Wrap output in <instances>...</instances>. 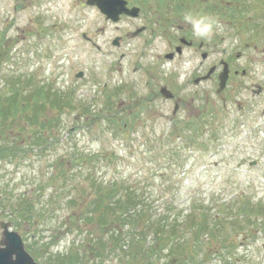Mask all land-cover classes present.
<instances>
[{
  "label": "rangeland",
  "instance_id": "rangeland-1",
  "mask_svg": "<svg viewBox=\"0 0 264 264\" xmlns=\"http://www.w3.org/2000/svg\"><path fill=\"white\" fill-rule=\"evenodd\" d=\"M127 1L140 7L139 15L112 22L85 0H0V92L9 87L10 75L20 90L45 84L69 97L74 93L83 105L78 112L64 105L53 111L60 124L54 148L41 156L21 155L17 165L0 161V221L22 236L39 264H61L58 257L70 250L83 254L95 231L83 219L68 220L66 200L79 192L81 204L88 203L86 193L95 191L90 176L125 180L152 213L171 198L179 208L200 200L221 211L220 217L226 214L221 253L229 264H264V104L261 99L253 108H240L252 86L264 87V0ZM212 21L210 35L198 37L196 29ZM181 38L192 44L165 58ZM221 61L229 62L231 75L218 90ZM213 66L209 78L195 82ZM162 86L172 99L160 95ZM21 119L9 118L0 130L18 142L30 139L35 128ZM189 122H198L192 142L184 137ZM175 127L181 132L170 134ZM75 148L106 157L86 175L88 167L75 165V171L66 161ZM61 161L67 183L55 196L43 182L57 180L53 164ZM39 183L44 190L37 189ZM8 192L12 198L6 200ZM11 203L22 206L32 224L21 220L14 228L7 215ZM204 252L198 259L218 255Z\"/></svg>",
  "mask_w": 264,
  "mask_h": 264
},
{
  "label": "trees",
  "instance_id": "trees-1",
  "mask_svg": "<svg viewBox=\"0 0 264 264\" xmlns=\"http://www.w3.org/2000/svg\"><path fill=\"white\" fill-rule=\"evenodd\" d=\"M16 80L10 75L8 80L6 77L5 82L9 84V87L6 88V92H0V126L7 125L9 118L19 116L22 117L24 124L28 123L35 129L30 139L25 140L19 137V142L17 137L10 139L8 134L5 135L4 131L0 130V161L13 165H17L16 160L21 155L37 152V155L41 156L46 148L55 147L58 137L53 132L58 134L60 124L57 123L58 117L56 118L54 110L63 105L68 107V112L69 110L78 112V108H83L82 101H79L73 95L74 93L69 97L60 89L47 87L45 84L36 90L26 92L16 86L18 85L15 83ZM51 92L52 97L49 95ZM46 110L52 111L51 114H45ZM197 123L189 122L187 129L189 134L184 135L186 140L192 142L195 138L197 129L193 125ZM175 128L178 131L173 129L171 134L181 132L180 129ZM74 153L69 154L66 159V161L71 160L70 169L77 171L75 165L86 166L88 167L86 175H91L90 170L96 169L99 161L106 157L86 148H75ZM170 153L173 157V151ZM65 163L64 161H61V165L56 163V168L53 164V168L58 169L57 180H41L45 181L43 183L50 187L51 194L55 196L60 194V190H63L67 183L65 177L68 171L65 172L63 169ZM79 172L83 171L79 170ZM89 180L91 190L95 188V191L86 193L87 197H91L88 203L81 204L79 192L76 197H70L66 202L70 203L69 221L83 219L85 224L94 225L95 231L91 236L93 240L88 247L83 248V254L79 251L76 256L73 250H70L67 255L59 256L61 264H91V262L98 264H229L225 258L226 255L221 253L226 240L225 237H221L227 223L223 218L228 220L226 214L220 217L221 211L212 212V209L203 205L205 203H201L200 200H193L186 208H179L171 198L164 201L162 211L152 213L138 190L125 180L110 182L100 180L94 175L90 176ZM40 183L37 189L42 191L44 187ZM74 186V183L70 184V188ZM82 191L84 192L83 189ZM82 196L86 197V195ZM8 198H12L11 192H8L6 200ZM76 198L79 203L76 202ZM19 201H23V198ZM27 202L31 205L30 201ZM13 204H10V209L7 211L13 227L20 228L17 221L21 222V220L31 223L30 216H26L28 213L20 209L23 207L20 205L13 207ZM251 208L252 206L237 210L236 213L244 214ZM47 209H50L48 205ZM24 214L25 218H23ZM26 247L32 251L28 244ZM200 251H214V254L218 253V255H203L200 260L198 259ZM32 256L34 259L40 257ZM41 260L42 264H50Z\"/></svg>",
  "mask_w": 264,
  "mask_h": 264
},
{
  "label": "water",
  "instance_id": "water-1",
  "mask_svg": "<svg viewBox=\"0 0 264 264\" xmlns=\"http://www.w3.org/2000/svg\"><path fill=\"white\" fill-rule=\"evenodd\" d=\"M89 5L97 6L107 18L113 21H117L121 14H127L130 16H137L139 9L136 7L128 8L125 0H86ZM183 43L185 40L181 39ZM117 44V40L114 41ZM176 51L180 52V47H176ZM167 58H171L172 54H167ZM203 57L205 55L203 54ZM212 72L209 70L208 74L204 77H208ZM82 73H78L81 76ZM228 75L227 65L224 64L223 71L219 75V89H223ZM161 93L165 97H170L171 94L166 88H161ZM10 223L0 221L1 237H0V264H37L33 257L25 250L23 240L19 233L9 229Z\"/></svg>",
  "mask_w": 264,
  "mask_h": 264
},
{
  "label": "flooded vegetation",
  "instance_id": "flooded-vegetation-1",
  "mask_svg": "<svg viewBox=\"0 0 264 264\" xmlns=\"http://www.w3.org/2000/svg\"><path fill=\"white\" fill-rule=\"evenodd\" d=\"M214 71H215V69H214ZM241 72H242V74L246 73L245 70H242ZM236 73L237 72L235 70H233V74L236 75ZM230 75H231V73H230ZM249 92H250V94L248 96L246 95V100L240 106L241 109H242V107H243V109L253 108L254 106H257V100H261V99H262V102L264 104V87L263 86L256 85V88H255V86H252V88L249 89ZM263 112H264V108H263Z\"/></svg>",
  "mask_w": 264,
  "mask_h": 264
},
{
  "label": "clouds",
  "instance_id": "clouds-1",
  "mask_svg": "<svg viewBox=\"0 0 264 264\" xmlns=\"http://www.w3.org/2000/svg\"><path fill=\"white\" fill-rule=\"evenodd\" d=\"M215 21H212L211 23H209L206 27L204 28H197L196 29V35L198 37H202V38H207L210 33H211V30H212V24H214ZM182 78V77H181Z\"/></svg>",
  "mask_w": 264,
  "mask_h": 264
}]
</instances>
